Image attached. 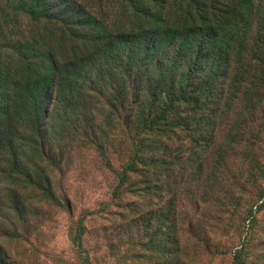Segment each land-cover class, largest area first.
Segmentation results:
<instances>
[{"label": "trees", "instance_id": "obj_1", "mask_svg": "<svg viewBox=\"0 0 264 264\" xmlns=\"http://www.w3.org/2000/svg\"><path fill=\"white\" fill-rule=\"evenodd\" d=\"M0 6V21L18 30L0 53V192L14 213L22 211L21 192L52 197L53 173L69 140L110 168L109 136L127 132L130 149L116 190L124 189L131 177L145 181L166 168L158 140L214 147L224 115L220 88L231 72V87L259 80L264 92V0H4ZM259 165L251 176L259 183L251 195L258 212L264 161ZM215 177L209 172L202 185L214 187ZM169 195L159 224L166 238L173 226L175 236L181 233L178 191ZM84 233L80 220L71 244L89 264ZM243 250L234 253V264H244Z\"/></svg>", "mask_w": 264, "mask_h": 264}, {"label": "rangeland", "instance_id": "obj_2", "mask_svg": "<svg viewBox=\"0 0 264 264\" xmlns=\"http://www.w3.org/2000/svg\"><path fill=\"white\" fill-rule=\"evenodd\" d=\"M26 25L21 20L20 29ZM17 32L0 21L1 54ZM230 78L233 72L220 88L224 115L211 149L175 137L158 140L166 168L145 181L131 177L116 190L128 133L109 136L110 168L91 148L69 140L53 173L52 197L21 192L22 211L14 213L0 192V264H84L71 244L80 220L89 264H234L242 246L244 264H264V210L251 202L259 186L251 176L264 161V92L259 80L239 89ZM209 172L216 177L207 189L202 182ZM173 189L181 233L175 236L173 226L166 238L159 224Z\"/></svg>", "mask_w": 264, "mask_h": 264}]
</instances>
